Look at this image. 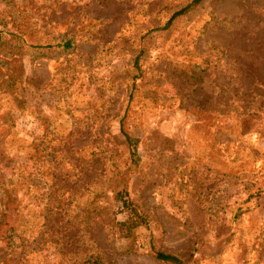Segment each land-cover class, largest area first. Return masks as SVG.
I'll list each match as a JSON object with an SVG mask.
<instances>
[{
    "label": "rangeland",
    "instance_id": "1",
    "mask_svg": "<svg viewBox=\"0 0 264 264\" xmlns=\"http://www.w3.org/2000/svg\"><path fill=\"white\" fill-rule=\"evenodd\" d=\"M186 1L0 0V264H264V0Z\"/></svg>",
    "mask_w": 264,
    "mask_h": 264
},
{
    "label": "trees",
    "instance_id": "2",
    "mask_svg": "<svg viewBox=\"0 0 264 264\" xmlns=\"http://www.w3.org/2000/svg\"><path fill=\"white\" fill-rule=\"evenodd\" d=\"M201 0H187L181 7L174 9L171 11L170 15L162 24L163 29H172L174 21L180 16L189 12L193 7L199 4ZM3 42V37L0 35V45ZM10 46L16 50V45L10 44ZM38 46V45H37ZM62 50L71 49L72 43L71 40H65L61 44ZM54 54V52L52 51ZM196 113L198 115L202 114V111L197 110ZM123 138L126 145L127 156L130 163L129 167H125L115 172L113 177V182L115 183V199L120 202V210L126 212V217L121 222H117L119 225L124 226L123 237L127 238L130 235V230L136 227L137 224H141L144 222V217L139 212V209L133 198L129 193V180H130V170L131 166H135L139 157L136 149L137 139L135 137H131L130 135L124 133ZM128 252V251H126ZM156 259L165 261V262H173V263H181V259L174 254L166 253L162 251H155L153 255ZM91 264H95L92 262Z\"/></svg>",
    "mask_w": 264,
    "mask_h": 264
}]
</instances>
